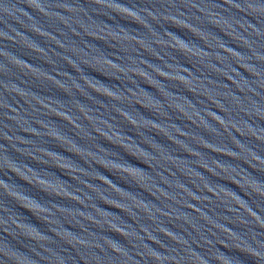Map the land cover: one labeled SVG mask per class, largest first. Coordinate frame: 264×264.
I'll return each mask as SVG.
<instances>
[{
	"label": "water",
	"instance_id": "water-1",
	"mask_svg": "<svg viewBox=\"0 0 264 264\" xmlns=\"http://www.w3.org/2000/svg\"><path fill=\"white\" fill-rule=\"evenodd\" d=\"M0 264H264V0H0Z\"/></svg>",
	"mask_w": 264,
	"mask_h": 264
}]
</instances>
